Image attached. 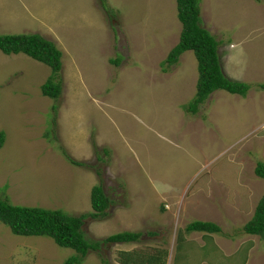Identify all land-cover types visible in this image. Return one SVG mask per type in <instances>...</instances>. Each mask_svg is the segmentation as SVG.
I'll list each match as a JSON object with an SVG mask.
<instances>
[{
    "label": "rangeland",
    "instance_id": "1",
    "mask_svg": "<svg viewBox=\"0 0 264 264\" xmlns=\"http://www.w3.org/2000/svg\"><path fill=\"white\" fill-rule=\"evenodd\" d=\"M177 5L0 0V34L61 37L63 50L58 100L43 95L42 85L57 78L51 66L0 52V197L79 216L93 212V188L102 184L109 216L85 220L86 235L143 233L140 243L104 248L111 264H120L123 250H163L166 264H264V238L244 230L264 196L255 173L264 164V0H201L203 25L221 41L223 72L251 88L245 97L218 90L195 114L186 109L197 94L194 52L164 71L180 41ZM94 99L108 104L113 121L108 154L88 139ZM53 120L59 139L50 143ZM65 154L93 168L76 167ZM216 219L222 231L215 237L230 242L200 245L196 232L195 242L179 240L190 222ZM74 254L50 237L15 235L0 221V264H66ZM83 264L102 261L90 252Z\"/></svg>",
    "mask_w": 264,
    "mask_h": 264
},
{
    "label": "trees",
    "instance_id": "2",
    "mask_svg": "<svg viewBox=\"0 0 264 264\" xmlns=\"http://www.w3.org/2000/svg\"><path fill=\"white\" fill-rule=\"evenodd\" d=\"M200 3L201 0H177V17L181 27L180 41L170 51L164 69L167 71L171 66L178 64L180 57L185 52H194L198 60L199 71L197 94L186 107L187 111L193 114L197 113L199 106L218 90L245 97L251 88L248 83L235 81L223 72L219 54L221 41L204 27ZM0 51L6 55L24 54L51 66L57 73V78H50L42 86L43 95L52 98L60 96L62 83L58 72L61 70V51L53 42L37 33L0 34ZM261 87L264 89V84ZM54 133L52 128L46 133L48 142L53 143L59 139ZM3 141L4 135L0 133V149ZM65 156L67 161L76 167L91 168V165L73 161L66 154ZM255 173L264 179L263 163L258 162ZM111 202L103 190L102 184L93 188L91 196L93 212L79 216L70 215L63 210L14 205L8 198L0 197V221L9 226L15 235L50 237L58 246L74 250L75 254L68 258L66 264H83L90 252H97L102 264H111L102 252L104 248L111 244L140 243L143 236L142 232L131 231L113 234L104 239H92L86 235L83 229L85 220L89 217L96 220L108 217V208ZM244 230L248 234L260 235L264 238V196L256 208L253 219L246 224ZM186 231L188 233H221L222 229L212 222L195 221L186 227ZM151 252L154 250H123L118 253L117 261L120 264L167 263L166 251L155 250L153 254Z\"/></svg>",
    "mask_w": 264,
    "mask_h": 264
},
{
    "label": "crops",
    "instance_id": "3",
    "mask_svg": "<svg viewBox=\"0 0 264 264\" xmlns=\"http://www.w3.org/2000/svg\"><path fill=\"white\" fill-rule=\"evenodd\" d=\"M70 100V96H67ZM94 104L93 106L90 108L92 111V121H94V124L90 127V136L88 139L97 142L98 146L103 145L106 143V139H111V127H113V121L111 120V118H109V116L106 113L105 108L109 107L107 103H105L103 100H93ZM78 104V103H77ZM76 104V106H77ZM74 108H77V107ZM104 110V112H103ZM100 123H102V125H100ZM92 129H94V131L91 133ZM83 137V136H82ZM110 137V138H109ZM187 217L192 218L193 219H202V215H187ZM201 217V218H200ZM254 215H252L251 220L253 219ZM208 219V218H205ZM195 220V221H198ZM217 220V219H216ZM193 221V222H195ZM234 221V220H233ZM206 222V221H204ZM192 222H190L188 225H190ZM217 225L219 224V226L222 228L221 223L219 222V220H217ZM247 222L244 224V227L246 226ZM227 225V224H226ZM228 226V225H227ZM181 232H179L180 234ZM188 233V232H187ZM196 233H202L200 239L198 240V242L200 243V245L205 244V240L208 239H213L215 242H217L219 245H221L222 242L224 241H228L227 239L224 238H218L215 237L217 236L218 233H207V232H196ZM194 232H191L188 236H186L183 233L180 234L181 238L179 239L181 241V243H184L185 241L192 239L193 242L197 241L195 240L194 236H193ZM191 236V237H190ZM205 238V240H204ZM191 240V241H192Z\"/></svg>",
    "mask_w": 264,
    "mask_h": 264
},
{
    "label": "clouds",
    "instance_id": "4",
    "mask_svg": "<svg viewBox=\"0 0 264 264\" xmlns=\"http://www.w3.org/2000/svg\"><path fill=\"white\" fill-rule=\"evenodd\" d=\"M33 33V32H32ZM32 33H26V34H32ZM34 33H36V32H34ZM25 34V33H24ZM37 34H39V33H37ZM39 35H42V34H39ZM43 38H45L44 36H43ZM46 39V38H45ZM46 40H48V39H46ZM60 40H61V37H59V38H57V39H55V40H53V41H51V40H48V41H50V42H53L54 43V45L55 46H57V44H56V42L57 43H59L60 42ZM62 41V40H61ZM59 49H60V53H61V58H60V63H61V68H62V66H63V63H62V57H63V50H62V48L60 47V46H57ZM1 52V51H0ZM14 55V54H13ZM43 63V62H42ZM45 64V63H44ZM45 65H47V64H45ZM61 83H62V92H63V82L61 81ZM45 84V83H44ZM43 84V85H44ZM42 85V86H43ZM62 92H61V94H60V96L58 97V98H52V97H48V96H44V97H46V98H49V99H54V100H58L60 97H61V95H62ZM57 123H56V121L55 120H53L52 122H51V128L54 126V125H56ZM54 135H56V130L54 129ZM0 133H2L4 136L6 135V132H4V131H0ZM57 136V135H56ZM4 140H5V138H4ZM3 146V145H2ZM101 146V145H100ZM100 146H98V144H97V142H95V144L93 143V147H94V149H95V151H97L98 150V148L100 147ZM106 147H107V143H105L104 144V146H103V150H104V152H105V154H108V151H106ZM94 156V155H93ZM92 156V157H93ZM90 161H91V159H90ZM89 161V162H90ZM77 162H82V161H79V160H77ZM82 163H84V162H82ZM15 165L17 164V163H14ZM19 164H21V163H19ZM85 164V163H84ZM78 167V166H77ZM80 168H81V166H79ZM91 168H93V166H91Z\"/></svg>",
    "mask_w": 264,
    "mask_h": 264
}]
</instances>
